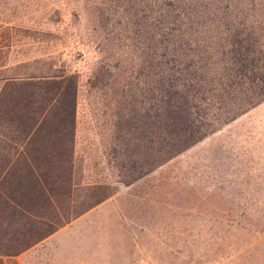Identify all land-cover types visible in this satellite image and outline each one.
Returning a JSON list of instances; mask_svg holds the SVG:
<instances>
[{
  "label": "rangeland",
  "instance_id": "obj_1",
  "mask_svg": "<svg viewBox=\"0 0 264 264\" xmlns=\"http://www.w3.org/2000/svg\"><path fill=\"white\" fill-rule=\"evenodd\" d=\"M48 1L0 0V73L79 70L80 141L103 162L95 171L114 189L12 258L18 264H264V100L212 133H197L187 145L165 142L161 155L150 156L139 116L144 101L135 92L140 102L132 104L129 85L120 94L123 80L132 79L122 71L137 73L136 54L144 47L133 45L132 25L122 18L129 15L112 0L104 6L81 0L78 16L68 13V0L33 11ZM157 1L147 20L158 31ZM64 26L68 32L77 26L84 45L65 34ZM124 33L128 37L117 39ZM91 69L99 71L93 86L85 80ZM119 104L123 115L115 110ZM70 166L60 148L48 184L66 186L68 173L75 177L73 170L80 168L69 171ZM9 228L6 235L16 231Z\"/></svg>",
  "mask_w": 264,
  "mask_h": 264
},
{
  "label": "trees",
  "instance_id": "obj_2",
  "mask_svg": "<svg viewBox=\"0 0 264 264\" xmlns=\"http://www.w3.org/2000/svg\"><path fill=\"white\" fill-rule=\"evenodd\" d=\"M57 1L49 0L33 11L55 8L60 3ZM68 1L72 2L68 13L78 16L82 1ZM106 1L95 3L104 6ZM112 1L129 15L122 18L126 25H132L133 45L140 43V49L144 45L136 54L140 60L137 73L122 71L132 79L123 80L120 94L123 86L129 85L132 104L140 102L133 96L135 92L144 101L139 116L145 119V153L161 155L158 150L164 149L165 142L187 145L199 137L197 133H212L264 100V0H158V31L147 20L152 19L154 0ZM77 2L81 4L76 6ZM144 10L149 13H140ZM76 27L71 32L66 26L63 29L84 45ZM122 37L128 36L124 33L117 39ZM156 48L160 49L157 71L152 61ZM98 72L91 69L85 77L89 85H95ZM157 73L158 80L154 78ZM81 76L79 70L63 67L54 68L52 73H0L7 89H17L8 95L27 101L37 119L44 113L43 121H52L47 127H36L34 134L40 135L41 128L46 130L53 137L54 153L61 148L68 154L69 171L73 165L80 167L73 170L75 177L72 171L68 173L66 186L48 184L47 192L35 188V176L18 180L15 190L1 191L0 176V264H18L12 257L112 194L114 188L106 176L95 171L102 170L103 162L88 155L80 141ZM118 107L123 115L122 104L115 110ZM132 111L136 117L137 107ZM15 217L21 219L15 221ZM20 222L26 223V228L12 225ZM10 226L16 231L6 235Z\"/></svg>",
  "mask_w": 264,
  "mask_h": 264
},
{
  "label": "crops",
  "instance_id": "obj_3",
  "mask_svg": "<svg viewBox=\"0 0 264 264\" xmlns=\"http://www.w3.org/2000/svg\"><path fill=\"white\" fill-rule=\"evenodd\" d=\"M0 79V176L1 191L17 189L18 180L24 182L35 176V188L48 191V175H53L54 141L43 127L52 121L36 117L28 102L14 94L15 88L7 89ZM42 112V111H41ZM40 116V113H39ZM42 120V121H41ZM42 127L40 135L34 134ZM68 149V144H65ZM65 145H62L64 147ZM68 154L66 158L68 160ZM12 185V188H11ZM50 187H52L50 185ZM30 200V198H29ZM29 206V205H27ZM25 208V207H24ZM25 210H27L25 208ZM27 213V212H26Z\"/></svg>",
  "mask_w": 264,
  "mask_h": 264
}]
</instances>
